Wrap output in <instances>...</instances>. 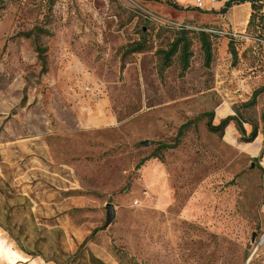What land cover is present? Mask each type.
<instances>
[{
    "label": "rangeland",
    "instance_id": "1",
    "mask_svg": "<svg viewBox=\"0 0 264 264\" xmlns=\"http://www.w3.org/2000/svg\"><path fill=\"white\" fill-rule=\"evenodd\" d=\"M175 1L0 0V264H264V40L249 2Z\"/></svg>",
    "mask_w": 264,
    "mask_h": 264
},
{
    "label": "trees",
    "instance_id": "2",
    "mask_svg": "<svg viewBox=\"0 0 264 264\" xmlns=\"http://www.w3.org/2000/svg\"><path fill=\"white\" fill-rule=\"evenodd\" d=\"M167 2L171 5H174L175 7H182L179 3H177L175 0H167ZM249 2L251 4V8H252V12L250 14V18L248 21V25H247V29L252 33V37L253 40L257 42H260V39L264 40V0H227L225 2L223 11H225L226 9L237 5V4H241V3H246ZM182 31L180 33V36L177 37L175 39V41H173L170 45V47L166 50H161V58H162V64L163 67L166 68L168 66H170L172 64V58L173 56L179 51H181V61H182V66L183 69H186L189 66V59H190V45L191 42L189 41V39L187 38V32L188 30L185 28H180ZM42 32H46L49 33L48 30H44V28L42 27H38L36 28V39H38L40 33ZM33 32H28L26 35L31 37L33 35ZM201 37H202V46L203 49L205 50V54H206V62L209 65L211 58H212V45H211V41H210V34L208 32L202 31L200 32ZM144 47V44L142 42H138L136 44H132L130 46L131 51H142ZM230 51L233 54L234 57L237 58V50L235 48V45L233 42H230ZM37 52H38V58L41 62L42 65V73H45L47 71V57H46V52H47V48L44 45H41L38 43L37 45ZM264 88H261L257 91L254 92V94L252 95L251 98V103H255L258 94L263 90ZM204 115H206L208 117V121H207V127L211 132L214 133H218L220 135H224L225 129L227 128V126L232 122L235 121L236 123V127L238 129V131L240 132L242 139L245 142H252L255 140V138L258 136L259 133V128L258 125L252 121H249L247 119H242L240 116L237 115H229L225 118H223L219 124H214L213 123V119L215 116V113L213 111L211 112H205ZM263 119H264V115H263ZM247 122L249 124L252 125V131L247 134V130L244 126V123ZM190 125V122H187L185 124H183L176 137L174 138V140H172V142H160L157 149L152 153V157L155 158H161L162 154L164 151L170 150V149H174L176 147L179 146V144L181 143V139L182 136L184 135L186 129L188 128V126ZM263 152L261 153V155L257 156L254 158L255 161H259L260 158L263 155ZM146 161V159L142 160L138 165L141 166L144 164V162ZM88 238H86L82 245H84L87 242ZM80 249L77 251V253H79ZM94 262H96L97 264H104L103 262H101L100 260H98L97 258L93 257Z\"/></svg>",
    "mask_w": 264,
    "mask_h": 264
},
{
    "label": "water",
    "instance_id": "3",
    "mask_svg": "<svg viewBox=\"0 0 264 264\" xmlns=\"http://www.w3.org/2000/svg\"><path fill=\"white\" fill-rule=\"evenodd\" d=\"M148 143V141L146 142ZM115 217L114 204H107V225L111 224ZM255 235L253 236L254 239Z\"/></svg>",
    "mask_w": 264,
    "mask_h": 264
},
{
    "label": "built area",
    "instance_id": "4",
    "mask_svg": "<svg viewBox=\"0 0 264 264\" xmlns=\"http://www.w3.org/2000/svg\"><path fill=\"white\" fill-rule=\"evenodd\" d=\"M215 1V0H211ZM197 6L202 7L204 5V0H196Z\"/></svg>",
    "mask_w": 264,
    "mask_h": 264
}]
</instances>
